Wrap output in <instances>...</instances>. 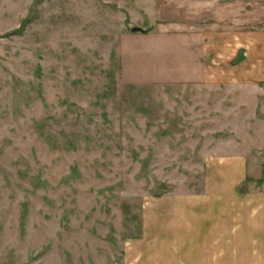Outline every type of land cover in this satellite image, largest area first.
Returning a JSON list of instances; mask_svg holds the SVG:
<instances>
[{"label":"rangeland","instance_id":"1","mask_svg":"<svg viewBox=\"0 0 264 264\" xmlns=\"http://www.w3.org/2000/svg\"><path fill=\"white\" fill-rule=\"evenodd\" d=\"M250 62L264 0H0V264L187 254L154 203L203 189L209 115L264 122V95L217 105L194 87L231 73L208 65Z\"/></svg>","mask_w":264,"mask_h":264},{"label":"crops","instance_id":"2","mask_svg":"<svg viewBox=\"0 0 264 264\" xmlns=\"http://www.w3.org/2000/svg\"><path fill=\"white\" fill-rule=\"evenodd\" d=\"M251 62L208 65L231 73L217 80L205 75L194 87L216 90L217 105L230 96L247 104L244 98L264 95V65ZM206 68L204 63L193 66L191 73L204 77ZM234 113L208 117L213 125L202 132L203 189L170 193L154 203L160 237L187 253L158 257L154 263L264 264V122L253 120L258 111ZM227 247L247 254H220Z\"/></svg>","mask_w":264,"mask_h":264},{"label":"water","instance_id":"3","mask_svg":"<svg viewBox=\"0 0 264 264\" xmlns=\"http://www.w3.org/2000/svg\"><path fill=\"white\" fill-rule=\"evenodd\" d=\"M140 31H141V29H139V28L133 29V32H140Z\"/></svg>","mask_w":264,"mask_h":264}]
</instances>
